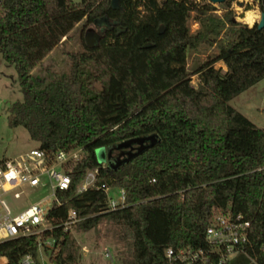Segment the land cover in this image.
<instances>
[{
  "label": "trees",
  "instance_id": "trees-1",
  "mask_svg": "<svg viewBox=\"0 0 264 264\" xmlns=\"http://www.w3.org/2000/svg\"><path fill=\"white\" fill-rule=\"evenodd\" d=\"M258 1L264 12V0ZM214 8L193 0L0 3V53L16 65L23 92L8 106L10 126H25L49 151L83 149L66 166L72 182L57 191L61 202L49 218L61 222L74 208L82 217L77 225L86 230L104 215L124 221L134 237V264H169L168 246L205 247L207 226L228 207L251 220L249 253L264 263V127L229 103L264 78V26L241 23L231 12L227 21L238 25L236 37L190 71L188 50L203 37L191 30V12ZM83 20L106 26L94 45L86 40L84 51L71 53L72 71L53 79L35 74ZM146 42L152 45L144 47ZM219 60L225 71L215 66ZM150 134L156 141L119 165L97 157L98 147ZM94 168L99 183L126 188V206L103 211L105 189L78 192ZM44 235L59 243L51 259L70 264L63 256L70 231L56 226ZM37 239L30 234L1 242L0 255L12 264L26 252L38 257ZM228 264L256 263L240 253Z\"/></svg>",
  "mask_w": 264,
  "mask_h": 264
},
{
  "label": "rangeland",
  "instance_id": "rangeland-1",
  "mask_svg": "<svg viewBox=\"0 0 264 264\" xmlns=\"http://www.w3.org/2000/svg\"><path fill=\"white\" fill-rule=\"evenodd\" d=\"M74 1L79 2L81 0ZM193 1L199 4L213 3L215 8L200 14L197 11L191 12L189 18L191 30L193 32L201 30L203 37L196 48H189L188 50V68L190 71H195L205 60L216 55L223 44L236 37L238 25H232L227 21V16L231 12L234 19L248 25H253L261 19L262 10L258 0ZM246 10H253V14H256L252 23L242 18ZM198 15L199 18H197ZM105 26L106 22H99V24H84V20L79 22L71 31L70 37L56 46L33 72L48 79L69 74L73 66L71 53L85 50L87 31L93 30L101 33ZM215 66L221 67L223 71L227 68L222 60L217 61ZM191 77L192 83L197 86L200 82L198 74H192ZM251 91H255L259 96V106H261L254 113V119L252 120L264 127V78L258 81ZM22 98L23 92L18 69L14 63L8 62L1 52L0 159L17 155L40 144L39 141L31 137L25 126H10L9 124L8 106L11 102ZM229 103L233 105L235 100H231ZM138 146V142L127 148H119L118 145L114 147L101 146L97 148L96 153L100 161L106 164H118L122 158L127 156L128 149L136 150ZM102 151H105V159L102 158ZM50 194L51 189L47 185L29 186L21 193L19 198L13 197L12 203L17 209H22ZM69 231L70 237L63 256L70 264H134V237L132 230L124 221L104 215L99 223L90 229L86 230L74 224ZM58 251L59 243L44 249L39 255L40 262L42 264H59L51 259V254L55 256Z\"/></svg>",
  "mask_w": 264,
  "mask_h": 264
},
{
  "label": "built area",
  "instance_id": "built-area-1",
  "mask_svg": "<svg viewBox=\"0 0 264 264\" xmlns=\"http://www.w3.org/2000/svg\"><path fill=\"white\" fill-rule=\"evenodd\" d=\"M82 156V147L49 151L39 145L0 159V243L20 236L37 234L40 255L46 247L56 243L54 237L44 235L46 231L56 226L70 230L82 219L74 208L69 209L66 219L61 222H54L49 218L53 204L61 202L57 191L67 189L71 185L72 176L66 169L67 164L76 162ZM98 175V168L88 170L78 185V192L90 187L105 189L107 207L103 211L126 206V188L107 182L99 183ZM39 185L49 186L51 194L22 209L13 205V197L19 198L27 187ZM251 227V220L242 212L235 213L230 207L221 209L215 213L206 228L207 245H188L180 248L168 246L166 255L169 264H228L240 253L249 255L256 264H264L249 253L252 246ZM39 255L37 257L32 252H26L19 257L17 264H39ZM0 264L12 263L8 256L0 255Z\"/></svg>",
  "mask_w": 264,
  "mask_h": 264
},
{
  "label": "water",
  "instance_id": "water-1",
  "mask_svg": "<svg viewBox=\"0 0 264 264\" xmlns=\"http://www.w3.org/2000/svg\"><path fill=\"white\" fill-rule=\"evenodd\" d=\"M211 1L212 2H223L225 0H211ZM112 5L116 6L117 0H112ZM258 26H259V28L264 26V12L261 13V19L258 21ZM163 28L164 27H161V31L163 30ZM86 37H87L88 44L94 45L95 40H97L100 37V33H97L93 30H88L86 33ZM151 45H152L151 42H146L144 44V47H148ZM154 141H156L155 134H150V135H145V136L133 137V138H130V139H127V140L120 142L118 144L119 148L131 147L133 145V143H136V142L139 143V146L136 150L128 149L127 156L122 158L117 165H119V164L127 161L128 159L132 158L133 156L137 155L138 153L143 151L145 148H147ZM101 155H102V158L105 159V151L104 152L102 151Z\"/></svg>",
  "mask_w": 264,
  "mask_h": 264
},
{
  "label": "crops",
  "instance_id": "crops-1",
  "mask_svg": "<svg viewBox=\"0 0 264 264\" xmlns=\"http://www.w3.org/2000/svg\"><path fill=\"white\" fill-rule=\"evenodd\" d=\"M257 83L258 82L230 99V101L235 100V104H233V106L238 108L251 119H254V113H256L257 109H260L261 107L259 106V96L255 91L250 92V90H252Z\"/></svg>",
  "mask_w": 264,
  "mask_h": 264
},
{
  "label": "bare ground",
  "instance_id": "bare-ground-1",
  "mask_svg": "<svg viewBox=\"0 0 264 264\" xmlns=\"http://www.w3.org/2000/svg\"><path fill=\"white\" fill-rule=\"evenodd\" d=\"M245 15L242 17L244 20H246L249 23H252L255 20V15L253 14V10H246ZM256 13V12H255Z\"/></svg>",
  "mask_w": 264,
  "mask_h": 264
}]
</instances>
